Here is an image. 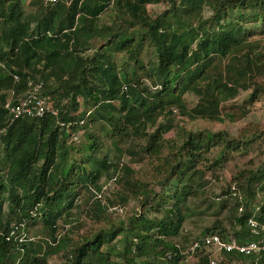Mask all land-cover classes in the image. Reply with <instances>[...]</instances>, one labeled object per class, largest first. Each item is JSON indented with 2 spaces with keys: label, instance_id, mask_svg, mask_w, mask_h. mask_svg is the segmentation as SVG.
<instances>
[{
  "label": "trees",
  "instance_id": "1",
  "mask_svg": "<svg viewBox=\"0 0 264 264\" xmlns=\"http://www.w3.org/2000/svg\"><path fill=\"white\" fill-rule=\"evenodd\" d=\"M160 3L169 9L149 15L147 7ZM110 9L112 22L99 25ZM235 11L241 14L226 23ZM249 23L264 31V0H0V264H48L61 253L59 264H180L184 248L172 240L206 193L207 173L255 143L264 148V129H244L237 138L208 131L182 132L176 140L165 135L175 127L173 110L221 122L223 103L249 90L254 102L262 92L264 47L248 41L243 24ZM118 53L125 60L120 69ZM31 85H41L56 115L11 119L5 106ZM186 95L197 100L189 110ZM102 138L111 140L115 156ZM122 153L132 163L146 157L149 179L114 160ZM247 172L233 178V192L221 194L233 195L230 230L214 222L202 238L254 241L248 220L264 221V156ZM103 177L118 186L116 201L96 199ZM76 187L95 198L89 214L97 223L106 220L108 206L129 199L142 213L74 244L69 230L60 236L59 225L70 223ZM147 209L156 216L147 218ZM38 224L47 241L21 237ZM221 255L264 264V256ZM194 264H207V257Z\"/></svg>",
  "mask_w": 264,
  "mask_h": 264
},
{
  "label": "rangeland",
  "instance_id": "2",
  "mask_svg": "<svg viewBox=\"0 0 264 264\" xmlns=\"http://www.w3.org/2000/svg\"><path fill=\"white\" fill-rule=\"evenodd\" d=\"M10 1V0H7ZM178 3V2H176ZM22 8L25 12H28L27 2H24ZM169 9L165 3H160L157 5H149L147 7L149 15L152 17L159 16ZM241 11H235L225 22H231L235 20ZM203 16L206 19H209L212 16V12L208 9H204ZM114 17V12L110 9L104 13L100 20L99 25H109ZM243 28L248 32L247 38L248 41H261V46L264 47V31L261 29V23L258 24H243ZM96 43V42H93ZM92 49L87 52L91 54ZM114 61L117 64L118 69H120L124 64L125 60L121 53H118L114 56ZM147 61V59H146ZM149 84V83H147ZM258 84L262 87V92H260L254 102H250V96L252 90L239 92L238 96L228 102L222 104L221 114L223 121L221 122H208L203 120H190L187 117L179 115L177 110H173V124L174 129L171 130L168 134L165 135V138L168 140H176L178 135L182 132H225L229 136L237 138L240 132L244 129H264V80L258 81ZM81 102V101H80ZM196 98L193 95H186L184 98L185 107L189 110L196 105ZM81 110H84L81 107ZM85 111V110H84ZM245 112V116L241 115L242 112ZM96 128V127H95ZM95 133L101 134L104 136V132H99L97 128ZM149 132H152L153 129H149ZM82 132L78 133V140L76 145L82 143ZM101 142L104 144V147H110L111 153L110 158L115 156V152L111 145V140L101 139ZM255 143L250 147V150L246 155H236L232 154L228 161L225 162L223 166L216 167L211 172L207 173L205 181L208 182L207 191L200 200L192 206V215H190L185 222L181 225L179 236L174 238L172 241L181 246L183 249V259L180 264H194L197 260L203 256H212L217 258L221 264H252L250 261H224L221 253L217 252L213 248L204 250L203 254L192 253L190 250L191 243L203 237V232L205 229L211 227L214 222H223V227L229 231L231 225L226 224V219L229 217L230 213L228 212L229 207L231 208L234 204V201L226 196H222V192H227L228 189L233 192L234 183L233 178L238 175V172H246L253 170L260 165L264 156L263 145ZM119 159L121 163L130 166L136 172V178L139 180H148L149 172L151 170L149 166V160L141 156L136 162L130 161L129 156L126 154L119 155L114 160ZM152 183V182H150ZM102 192L96 194V199L100 200L103 204L107 203V200L116 201V195L119 192V188L114 182L113 179L105 180L103 177L100 181ZM78 198L75 202V207L71 212L69 224L65 226L59 225V234L60 236L69 230V238L75 244L78 241H82L83 238H92L96 233L101 230H107L110 225H116L119 222H128L131 217L139 215L142 213L139 208L138 203L134 200L129 199L127 203L120 204L118 203L115 207H107L106 220L97 223L94 218L89 214L90 209H92L93 202L95 198L88 191H85L79 187L75 188ZM260 195V194H259ZM204 200H208L207 203H210V206L204 205ZM259 200H263L262 195L256 198V204ZM225 203V205L223 204ZM223 204V206H222ZM226 206V207H224ZM223 207V208H222ZM146 211V210H145ZM149 212L150 210L147 209ZM156 215L152 212H149L147 218L152 219ZM28 238L31 240H43L47 241L48 236L46 232L41 228V225H36L33 228L28 229L26 232L21 233V237ZM119 238V237H118ZM215 251L217 253H215ZM63 253L59 255H54L48 260V264H59L61 262ZM118 252L113 254L112 258L116 259Z\"/></svg>",
  "mask_w": 264,
  "mask_h": 264
},
{
  "label": "built area",
  "instance_id": "3",
  "mask_svg": "<svg viewBox=\"0 0 264 264\" xmlns=\"http://www.w3.org/2000/svg\"><path fill=\"white\" fill-rule=\"evenodd\" d=\"M46 4H56L64 0H42ZM31 89L24 94L16 104L7 103L5 106L11 119L42 118L46 113L56 115L48 104L46 97L41 95V85H31ZM248 228L254 241L238 245L232 238L223 240L218 235H210L200 240H195L190 247L191 252L213 248L219 253H234L237 256H264V221L248 220ZM215 251V253H217ZM207 264H221L217 258L207 256Z\"/></svg>",
  "mask_w": 264,
  "mask_h": 264
}]
</instances>
